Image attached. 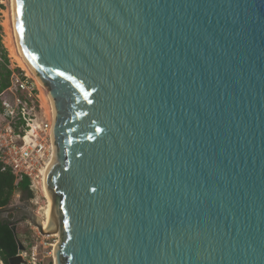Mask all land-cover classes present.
I'll return each mask as SVG.
<instances>
[{
	"label": "water",
	"instance_id": "obj_1",
	"mask_svg": "<svg viewBox=\"0 0 264 264\" xmlns=\"http://www.w3.org/2000/svg\"><path fill=\"white\" fill-rule=\"evenodd\" d=\"M14 9L55 107L56 264H264V0Z\"/></svg>",
	"mask_w": 264,
	"mask_h": 264
},
{
	"label": "built area",
	"instance_id": "obj_2",
	"mask_svg": "<svg viewBox=\"0 0 264 264\" xmlns=\"http://www.w3.org/2000/svg\"><path fill=\"white\" fill-rule=\"evenodd\" d=\"M6 2L0 0V6ZM2 43L5 44L3 36ZM8 59L10 84L0 91V165L2 172L12 173L15 183L12 198L4 208L27 205L35 213L39 211L37 197L42 194L44 174L56 154L53 134L55 107L48 92L38 85L31 74L15 65L9 54ZM24 179H28L32 193L28 200L19 190V184ZM2 218L8 219L9 213H2ZM24 222L35 233L20 238L23 248H18L16 254L21 259L20 264H56L54 255L59 234L55 237L54 233L41 232L28 220ZM14 224L19 227L21 222L15 220L12 226ZM0 264H7L1 249Z\"/></svg>",
	"mask_w": 264,
	"mask_h": 264
},
{
	"label": "trees",
	"instance_id": "obj_3",
	"mask_svg": "<svg viewBox=\"0 0 264 264\" xmlns=\"http://www.w3.org/2000/svg\"><path fill=\"white\" fill-rule=\"evenodd\" d=\"M8 65V52L2 43V36L0 33V91L6 89L10 84L11 72L7 67ZM1 167L0 165V209L7 206L10 202L14 193L15 183V178L12 173L10 171L2 172ZM19 190L25 196L23 197L24 199H30L32 197L28 179H24L19 184ZM13 214L14 213H10L8 219H3L0 213V249L2 250L3 258L7 264L8 259L16 256L18 250L17 241L11 228L16 220Z\"/></svg>",
	"mask_w": 264,
	"mask_h": 264
},
{
	"label": "bare ground",
	"instance_id": "obj_4",
	"mask_svg": "<svg viewBox=\"0 0 264 264\" xmlns=\"http://www.w3.org/2000/svg\"><path fill=\"white\" fill-rule=\"evenodd\" d=\"M10 5L11 7L9 10V14H7L6 16L5 26L7 27V31H8V42L10 44L9 46L11 47V51L13 55L19 61L21 67L25 69L29 74H31V76L36 80V82L41 88L45 89L46 92H48L47 86L43 83V81L40 79V77L31 67V65L29 64V62L27 61L24 55V52H23V49H22V46H21V43L18 37L17 29H16L14 0H11ZM47 174H48V171L47 173L44 174L45 177L43 180V187H42L43 198L45 199V207L43 209V214L41 211V205H39V210L41 211V213L39 211H35L38 223L42 226V230H44V233H50V231L52 230L53 200L47 190ZM39 214H42V215H39ZM53 235L56 237L58 233H54Z\"/></svg>",
	"mask_w": 264,
	"mask_h": 264
},
{
	"label": "rangeland",
	"instance_id": "obj_5",
	"mask_svg": "<svg viewBox=\"0 0 264 264\" xmlns=\"http://www.w3.org/2000/svg\"><path fill=\"white\" fill-rule=\"evenodd\" d=\"M10 2H11V0H7L6 4L0 8V13H1V15H0V33H1V36H3V41H5V44H4L5 49L7 50L8 54L10 55V58L13 60L15 65H19L21 67L19 61L13 55V53L11 51V47L9 46L10 44L8 42V31H7V27L5 26L6 16H7V14H9V10L11 7ZM23 197H25V196L23 195ZM37 199L39 201V205H41V211L43 214V209L45 207V199L43 198V193L42 194L40 193L39 196L37 197ZM26 200H28V199H26ZM41 211L39 210L40 213H41ZM42 214H39V215H42ZM13 215H14L17 222H21L20 226L17 227V237L19 239L23 238V237L34 235L35 232L30 228V226L28 224H26V222L22 221L23 214L14 213Z\"/></svg>",
	"mask_w": 264,
	"mask_h": 264
}]
</instances>
